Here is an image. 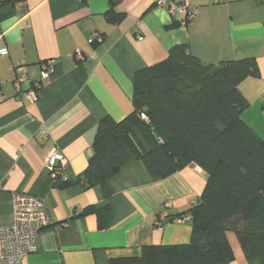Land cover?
Segmentation results:
<instances>
[{"label":"crops","instance_id":"crops-1","mask_svg":"<svg viewBox=\"0 0 264 264\" xmlns=\"http://www.w3.org/2000/svg\"><path fill=\"white\" fill-rule=\"evenodd\" d=\"M193 22L180 24L157 0H14L0 4V224L13 221L15 192L45 199L52 218L38 234L24 264H110L141 255L143 246L191 241L193 226L174 218L186 214L202 195L208 174L195 163L161 178L136 157L101 185L57 187L47 166L56 150L63 173L75 178L93 153L98 122L124 119L134 109L136 71L167 58L184 44L209 65L255 57L259 77L239 85L248 100L244 121L264 140V2L189 0ZM124 17L111 22L108 10ZM101 36L90 42V38ZM85 58L78 60L76 52ZM55 60L41 79L47 60ZM23 66L28 90L41 82L36 100L18 93L16 68ZM169 207H164L165 203ZM89 206L108 208L100 227ZM164 224L158 226V221ZM231 264H262L248 259L238 236L228 232Z\"/></svg>","mask_w":264,"mask_h":264},{"label":"trees","instance_id":"trees-1","mask_svg":"<svg viewBox=\"0 0 264 264\" xmlns=\"http://www.w3.org/2000/svg\"><path fill=\"white\" fill-rule=\"evenodd\" d=\"M114 6L107 15L119 22L124 15L112 13ZM259 76L255 57L209 65L184 44L135 72L133 111L120 121L101 118L86 169L75 178L58 174L56 186L101 185L109 197L108 179L132 157L156 177L195 163L208 179L187 212L193 226L190 242L143 246L141 255L110 264H231L230 231L248 259L264 264V140L242 118L248 100L239 88L245 78ZM85 212L96 213L104 226L108 208L89 206Z\"/></svg>","mask_w":264,"mask_h":264},{"label":"built area","instance_id":"built-area-1","mask_svg":"<svg viewBox=\"0 0 264 264\" xmlns=\"http://www.w3.org/2000/svg\"><path fill=\"white\" fill-rule=\"evenodd\" d=\"M117 1V0H116ZM159 6L165 7L172 16H183L180 24L183 26L190 25L197 9L192 7L189 0H157ZM102 37L94 36L90 38V42L94 39ZM7 48L0 50V55L7 54ZM78 60L85 58L80 51L76 52ZM55 60H47L42 63L43 72L41 79L48 76L53 69ZM28 80V75L24 72L23 66L16 68V76L14 86L18 93H24L26 98L36 100L39 97L41 87L40 81H35L33 86L28 90H23L22 85ZM145 117V115H143ZM63 154L56 150L52 152L47 160V166L51 171L52 177L57 178L58 174H63L64 163ZM170 203H165L164 207H169ZM177 222H190L191 215L186 213L176 216L172 219ZM52 218L48 209V205L44 198L28 193L15 192L13 198V221L9 224H0V264H24L26 256L34 249L39 232L50 225ZM164 224L158 221V226L162 228Z\"/></svg>","mask_w":264,"mask_h":264}]
</instances>
